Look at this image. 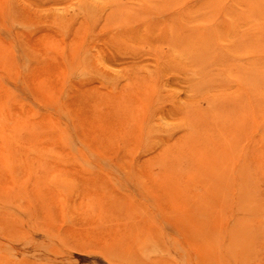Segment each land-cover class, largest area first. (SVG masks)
Segmentation results:
<instances>
[{"label": "rangeland", "instance_id": "rangeland-1", "mask_svg": "<svg viewBox=\"0 0 264 264\" xmlns=\"http://www.w3.org/2000/svg\"><path fill=\"white\" fill-rule=\"evenodd\" d=\"M0 264H264V0H0Z\"/></svg>", "mask_w": 264, "mask_h": 264}]
</instances>
